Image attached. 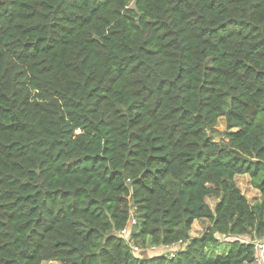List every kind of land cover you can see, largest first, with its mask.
Wrapping results in <instances>:
<instances>
[{
	"label": "trees",
	"instance_id": "1",
	"mask_svg": "<svg viewBox=\"0 0 264 264\" xmlns=\"http://www.w3.org/2000/svg\"><path fill=\"white\" fill-rule=\"evenodd\" d=\"M263 236L264 0H0V264H252Z\"/></svg>",
	"mask_w": 264,
	"mask_h": 264
},
{
	"label": "rangeland",
	"instance_id": "2",
	"mask_svg": "<svg viewBox=\"0 0 264 264\" xmlns=\"http://www.w3.org/2000/svg\"><path fill=\"white\" fill-rule=\"evenodd\" d=\"M214 131L211 132V135L213 136L214 140L220 141L223 137V132L226 130L225 120L223 117H219L217 120V123L214 125ZM235 181L237 186L241 189V192L243 195L250 201V203H254L255 201L259 200V191L255 188H253L250 184L249 176L244 175H237L235 177ZM206 201L213 206L215 203V200L212 197H207ZM207 225L206 220H194L191 226V229L189 231V234L191 237L199 236L202 231L204 230V227ZM241 240L244 241H250V237L245 235L240 237ZM138 250L140 251L141 246H137ZM137 250V251H138ZM166 250V249H165ZM156 252H162V248L158 249L156 248L155 251L151 250V247H148L146 250H144L143 255L144 256H150V254H154ZM46 264V262H44ZM252 264H255L254 262Z\"/></svg>",
	"mask_w": 264,
	"mask_h": 264
},
{
	"label": "built area",
	"instance_id": "3",
	"mask_svg": "<svg viewBox=\"0 0 264 264\" xmlns=\"http://www.w3.org/2000/svg\"><path fill=\"white\" fill-rule=\"evenodd\" d=\"M136 223V219L134 216V211L131 212L130 217H129V221L127 223V225L119 230V234L122 235L126 240H128V242L131 244V247L134 250H138V247L134 244H132V240L130 239V232H131V227L133 224ZM180 243V241H179ZM179 243L174 245L175 247L179 246ZM254 249L256 252V256H255V260L254 263L255 264H264V236L260 239H256L254 240ZM151 248H155L154 246ZM174 254L171 253V256H173Z\"/></svg>",
	"mask_w": 264,
	"mask_h": 264
}]
</instances>
